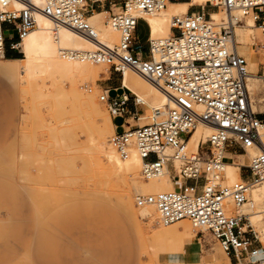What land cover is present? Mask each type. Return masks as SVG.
<instances>
[{
	"label": "built area",
	"instance_id": "obj_1",
	"mask_svg": "<svg viewBox=\"0 0 264 264\" xmlns=\"http://www.w3.org/2000/svg\"><path fill=\"white\" fill-rule=\"evenodd\" d=\"M121 1L119 12H112L108 19L119 32L116 46L63 54L107 64L121 75L124 69H131L173 100L164 112L153 113L149 123L110 136L119 157L127 159L135 152L141 158L143 180L167 171L179 182L175 189L137 195L135 206H153L163 225L188 220L198 233L207 231L214 237L227 255L249 264L260 263L264 242L241 208L248 202L251 187H260L264 196V120L252 108L246 87L247 61L232 39L234 25L250 14L263 34L260 46L264 53V0L208 1L209 6L224 12L223 24H211L209 11L202 6L198 12L172 16L173 33L162 39H151L147 23L146 51L134 40L137 21L164 8L165 0ZM14 3L21 6L16 8ZM86 7V0H0V56L7 50L20 51L38 14L98 41L87 21ZM6 25L12 26L14 38H5ZM261 68L264 76V64ZM98 100L110 115L128 114L132 119L137 118V106L142 102L135 94L132 98L125 91L110 95L105 88ZM199 124L215 129L190 151L188 141ZM248 148H256L257 154L239 165L240 180L225 184L226 163L237 162L236 157L247 155Z\"/></svg>",
	"mask_w": 264,
	"mask_h": 264
},
{
	"label": "rangeland",
	"instance_id": "obj_2",
	"mask_svg": "<svg viewBox=\"0 0 264 264\" xmlns=\"http://www.w3.org/2000/svg\"><path fill=\"white\" fill-rule=\"evenodd\" d=\"M165 4L167 6V2ZM193 5L197 10L204 6L210 13H219L223 19L221 24L225 21L221 8L211 7L208 2ZM119 10L116 8L114 12ZM161 11L143 18H152ZM179 14L184 13L167 17L169 29L171 17ZM108 19L109 15L104 14L102 24L110 29L109 33L99 35L98 27H92L108 46H114L119 42V33L112 30ZM256 27L250 28L248 47L257 59L264 60L260 42L257 43L262 33ZM5 28V38L16 36L11 25ZM147 34V25L138 23L134 40L144 51L147 50ZM16 56L22 57V51H16ZM86 64L90 76L87 72L84 76L75 75V79L49 71L24 76L16 83L0 75V264H158L162 250L154 234L166 229L173 232L172 226L180 230L176 226L178 222L163 225L153 206L136 207L135 197L145 195L138 193L137 187L149 180L140 177V170L132 175L120 172L118 177L109 174L101 157L103 151L97 147L98 138L94 144L98 130L95 125L102 120L98 117L111 120L112 126L107 127L110 140L115 131L146 124L153 113H162L166 107L157 111L141 102L135 119L128 114L110 115L98 95L111 85L108 77L114 71L104 63ZM129 72L131 86L149 97L151 84ZM94 73H99V77L95 78ZM256 74L262 76L260 65ZM116 76L119 82L123 78L120 73ZM247 88L253 110L264 119V77L258 81L248 80ZM124 91L133 97L129 89L124 87ZM82 92L95 94L100 116H93L90 106L81 100ZM93 126L96 132L92 134ZM199 140L189 143L188 148L195 149ZM93 144L97 148L94 149ZM240 156L236 157L238 161ZM245 161L242 157L241 162ZM236 180L227 173L224 183L229 185ZM120 194L127 197L129 211L118 203ZM248 205L241 211L249 215L264 242V207L250 209ZM145 209L151 213L144 214ZM183 222L190 240L194 239L193 235L203 240L201 255L218 252L221 257H227L214 237L198 233L188 220ZM180 238L175 235V244L180 245Z\"/></svg>",
	"mask_w": 264,
	"mask_h": 264
},
{
	"label": "bare ground",
	"instance_id": "obj_3",
	"mask_svg": "<svg viewBox=\"0 0 264 264\" xmlns=\"http://www.w3.org/2000/svg\"><path fill=\"white\" fill-rule=\"evenodd\" d=\"M208 1H211L214 3L213 0H192V3L194 4H204ZM36 2H39V0H36ZM165 3V1H163ZM14 6L16 8H19L21 5L18 3H14ZM83 7H85V3H83ZM175 8L176 10H174ZM162 10L157 16L154 15L152 18H147V22L150 26L151 31V39L155 40L162 39L163 35H169L170 36V29L166 23H168L169 19L167 17L170 14H174L177 12H185L186 7L185 6H174L171 4H166L165 7L160 9ZM159 10V11H160ZM158 12V11H157ZM223 12V11H222ZM156 13V12H154ZM149 14V15H153ZM186 13V12H185ZM224 13V12H223ZM210 18L209 22L212 24L216 23V25H220L223 19L219 17V13H211L209 12ZM103 16L104 13H94L91 16H86L87 21L90 23L91 26H97V32L99 35L103 32L104 34L109 33L110 29L103 27ZM226 20V16H225ZM110 25V24H109ZM111 26V25H110ZM237 26V27H236ZM252 26L256 27V24L250 14L241 16V23L234 25V31H233V42L236 46V50L239 54L244 55L246 61H247V76H246V87L248 80L258 81L261 77H264L263 75L259 77L256 73L258 70V62L257 57L254 55L253 51L249 49L248 47V39L251 36L250 28ZM92 27L95 32L96 29ZM217 27V26H216ZM35 28V29H34ZM113 31L118 32L116 29H114L111 26ZM258 28V27H256ZM96 32V34H97ZM119 33V32H118ZM112 37V35H111ZM263 37V34H262ZM98 41L91 40L89 38H86L82 36L81 34L77 33L76 31L63 26V25H57L55 24L50 18L38 14L36 16V24L33 27V29L23 38L21 45H20V52L22 51L23 56L18 59H8L3 58L6 56H0V58H3L0 60V72L4 74L8 79H14L16 80V83H20L21 79L24 76H32L37 74H43L49 71H55L56 75L59 73L61 76L65 75L66 77H72L74 78L75 75H83L88 72V66L85 61L81 60L79 58H71L64 56L65 51H77V52H87L95 50V48H100L102 45L108 46L109 44L104 41L100 36L98 37ZM255 42V41H254ZM260 41H257V43ZM256 43V45H257ZM116 46V45H114ZM114 46H108V47H114ZM95 47V48H93ZM22 48V50H21ZM154 58H158V54L154 53ZM93 63V62H92ZM96 64V63H94ZM131 69H124L122 73V85L129 89L133 94H135L138 99L142 102L147 103L152 109L154 110H161L163 108H167V106H172L173 100L166 94V92L158 87L150 83L149 81L145 80L142 76L137 74L135 71L131 70L132 72L136 73L138 76H140L143 80L151 84L152 89L149 93V97L144 95L142 92L135 90L131 84H130V72ZM90 72V71H89ZM88 72V73H89ZM58 75V76H60ZM84 76V75H83ZM83 76L82 79H83ZM86 77L88 75H85ZM90 76V73H89ZM93 76L99 77V73H94ZM86 77H84L86 79ZM90 78V77H88ZM75 79V78H74ZM78 79V78H77ZM80 79V78H79ZM91 79H93L91 77ZM13 80V81H14ZM81 80V79H80ZM83 82V80H82ZM18 85V84H17ZM79 90V89H78ZM92 90V89H90ZM248 90V88H247ZM80 92L82 90H79ZM86 91V90H85ZM79 92V93H80ZM249 92V90H248ZM90 93V92H89ZM86 94V92H82L81 97L83 102H85L88 106V108H91V112L93 113V116L96 117L100 116V109L99 104L96 102L95 94L92 92V94ZM79 95V96H80ZM250 95V94H249ZM85 104V105H86ZM252 105V103H251ZM87 107V106H86ZM89 111V112H90ZM152 117V116H151ZM99 120H101V123L95 125L97 127V134L94 140V144L96 141L99 140V143L97 147L102 152V159L104 160V164L108 167L107 172L109 174H113L114 177H118L120 172H125L126 174L132 175L137 173L140 170L142 160L141 158L133 152L131 156L127 159H122L119 157L116 151L112 148L110 144V140L108 137L107 127L112 126V122L109 118H103L98 117ZM95 120V119H94ZM151 121V120H150ZM64 123V122H63ZM95 123V122H94ZM149 123V122H148ZM64 125V124H63ZM100 125V126H98ZM62 126V124H61ZM95 127V128H96ZM59 129V127H56ZM133 128V125L132 127ZM126 129V128H125ZM214 127L204 124H199L195 130L191 133L190 139L188 141L189 143H196L198 139L204 140L205 137L209 136L213 133ZM60 130V129H59ZM94 130V126L92 127V134ZM61 131V130H60ZM95 134V133H94ZM57 135V134H55ZM94 137V136H93ZM62 139V138H61ZM94 139V138H92ZM93 143V142H92ZM91 144V143H90ZM93 144V148L96 146ZM198 144V143H197ZM95 147V148H97ZM190 147V146H188ZM197 147V145H196ZM94 148V149H95ZM196 149V148H195ZM195 149H190V151H194ZM89 152V151H88ZM95 151H93L94 153ZM258 150L256 148H248L247 149V155H241L242 157H245V160L247 161L248 157L254 156L257 154ZM92 154V152H91ZM95 155V153H94ZM240 156V155H238ZM239 158V157H238ZM237 159V158H236ZM244 164V162L234 161L233 163H226L225 168V174L228 173V175L233 179H241L240 173H239V165ZM238 169V170H237ZM227 171V172H226ZM106 172V174H108ZM140 173V172H139ZM105 174V173H104ZM119 179V178H118ZM148 181V180H145ZM179 182L175 183L173 180H171L170 175L167 171H165L160 177L149 179V181L145 184L137 187V192L140 194H146V193H155L160 190H171L175 189L177 187V184ZM107 189V188H106ZM109 192V191H108ZM72 195V194H71ZM117 197H120V205L129 211V205L127 202V197L125 194H120V196L117 195ZM117 203V204H118ZM249 203L250 209H255V206L264 207V196L263 192L260 187L253 186L250 188L249 193V199L246 204ZM259 205H258V204ZM244 204V205H246ZM243 205V206H244ZM147 207V206H145ZM144 207V208H145ZM153 208V207H151ZM154 209V208H153ZM264 211V210H263ZM144 214L149 215L151 213V210H143ZM155 212V209H154ZM250 220V217L248 214H246ZM185 220V219H184ZM178 227H180V230H177L174 226H172L173 232L169 229H166L165 232L162 233H155L154 236L157 240L158 244L161 246L159 249L162 250V252H167L169 254H175V257L178 259V263H180L182 257L180 255L181 249L184 248L187 241L190 240V237L187 234L186 225L184 224L183 220L177 221ZM183 222V223H182ZM252 226L254 227L252 221L250 220ZM176 223V222H175ZM174 224V223H173ZM171 225V224H170ZM182 226V227H181ZM255 228V227H254ZM255 230L260 234L262 238V234L259 230L255 228ZM203 233L209 234L207 231H204ZM175 235H178L180 238V245L175 244L174 237ZM210 235V234H209ZM193 238L195 236L193 235ZM263 240V238H262ZM157 249V250H159ZM156 252V251H155ZM261 262H264L262 260Z\"/></svg>",
	"mask_w": 264,
	"mask_h": 264
},
{
	"label": "crops",
	"instance_id": "obj_4",
	"mask_svg": "<svg viewBox=\"0 0 264 264\" xmlns=\"http://www.w3.org/2000/svg\"><path fill=\"white\" fill-rule=\"evenodd\" d=\"M167 4H171L174 6H185L186 10L185 12L191 13V12H198L196 6H194L192 3V0H165ZM86 10L89 12L87 13V16H91L94 13H104L105 15H110L116 8H121L122 1L121 0H86ZM202 5V4H200ZM167 8V6H166ZM176 10L175 8H173ZM184 12V13H185ZM214 13V12H211ZM210 13V14H211ZM138 23H145L147 25V20L139 19L137 21ZM136 25V29H137ZM148 27V25H147ZM135 29V32H136ZM134 32V33H135ZM173 33V30L170 28V35ZM151 34V31H150ZM149 36V29L148 34L146 37V43ZM262 39V37L259 39V41ZM16 51L7 50L6 51V57L8 59H18L15 58ZM257 59L258 65L264 64V60ZM117 72L111 73L108 79H111L109 81V84H111L108 87H105L108 89L110 95L118 94L122 91H124V86L122 85V80L119 82V78L116 76ZM1 76H4L7 78L4 74L0 72ZM8 79V78H7ZM122 79V78H121ZM107 86V85H105ZM263 119V118H261ZM264 120V119H263ZM239 153V152H238ZM242 156L239 157V162H241ZM246 161L244 162V164ZM207 234V233H203ZM208 235V234H207ZM201 252H203V240L199 237H196L194 239H191L187 241L185 244L183 250L181 251L180 255L182 259L181 262L178 263V259L175 257V254H169L167 252H162L158 255V264H249L246 260H237L235 256L233 255H227V257H221L218 252H206V254L201 255Z\"/></svg>",
	"mask_w": 264,
	"mask_h": 264
},
{
	"label": "trees",
	"instance_id": "obj_5",
	"mask_svg": "<svg viewBox=\"0 0 264 264\" xmlns=\"http://www.w3.org/2000/svg\"><path fill=\"white\" fill-rule=\"evenodd\" d=\"M15 58H19V57L15 56Z\"/></svg>",
	"mask_w": 264,
	"mask_h": 264
}]
</instances>
